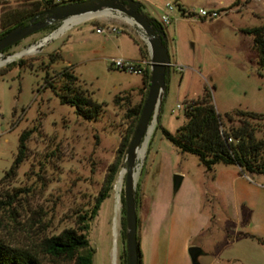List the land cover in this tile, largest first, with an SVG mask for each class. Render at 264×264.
<instances>
[{
  "label": "rangeland",
  "instance_id": "obj_1",
  "mask_svg": "<svg viewBox=\"0 0 264 264\" xmlns=\"http://www.w3.org/2000/svg\"><path fill=\"white\" fill-rule=\"evenodd\" d=\"M134 1L164 28L170 58L165 93L137 152V232L140 238L143 221L148 264H194L191 246L201 249L196 264H264V242L256 240L264 241V174L221 163L208 171L196 155L180 151L162 132L174 134L186 122L184 108L177 105L205 91L222 119L237 109L264 113V68L252 35L244 31L264 24V0H239L234 6L236 0H177L185 16L175 0ZM167 4L173 9L170 23L164 24ZM16 5L14 0L3 2L0 12ZM200 9L220 14L203 19ZM98 16L57 21L0 54V240L12 246L37 250L43 237L75 226L78 215L91 207L121 137L133 123L128 110L145 100L143 73L111 65L115 59H150L140 29L114 20L104 23ZM100 26L104 32L96 31ZM112 27L117 32H109ZM54 30L52 38L35 46ZM52 54L60 57L52 62ZM65 68L85 95L102 104L96 120H84L75 107L61 103V80L48 82ZM32 128L26 157L10 172L19 135ZM125 166L124 161L89 221L93 264H121ZM174 175L182 176L176 193ZM154 203L167 210L157 214L159 221L151 228ZM198 214L205 224L197 229ZM194 229L197 233L186 243Z\"/></svg>",
  "mask_w": 264,
  "mask_h": 264
},
{
  "label": "trees",
  "instance_id": "obj_2",
  "mask_svg": "<svg viewBox=\"0 0 264 264\" xmlns=\"http://www.w3.org/2000/svg\"><path fill=\"white\" fill-rule=\"evenodd\" d=\"M9 0H0V4ZM17 5L11 9H3L0 12V38L6 32L16 26L27 25L32 18H43L47 11L58 5L84 0H14ZM177 2V0H175ZM236 0L232 6L238 5ZM182 15H186L185 9L178 4ZM220 10H218L219 13ZM220 14V13H219ZM191 13L188 14L190 16ZM203 18V17H201ZM205 19V18H203ZM212 19V18H209ZM154 28L164 32L160 23L151 20ZM56 27H52L55 29ZM244 31L252 35L253 48L258 55V64L264 68V24ZM167 46V42L165 43ZM11 46L2 50L6 52ZM141 53L143 52L140 49ZM60 55L52 54L53 62ZM23 64V59H19ZM4 71L0 70V74ZM49 83L54 80L62 81L61 103L75 107L76 113L84 120H96L102 111V104L94 101L90 96L76 85L77 78L69 68L56 72L49 77ZM51 81V82H50ZM150 81V68L143 70V83L145 96L147 95ZM146 98V97H145ZM143 101L137 106L130 108L128 117L133 118V123L127 132L121 137L116 156L107 167L103 183L94 197L90 208L83 210L78 215L74 227H67L59 233L49 237H43L38 249L12 246L0 240V264H48L43 257L49 258L54 264H93L94 250L87 238L89 221L96 215L100 203L107 197L113 188L117 174L125 161V153L138 121ZM184 115L186 122L177 128L174 134L162 129L164 136L180 151L197 156L199 163L206 169L211 170L216 164L237 165L241 171L264 174V113L248 110H234L225 113L224 119L216 112L210 95L207 91L197 98L184 101ZM234 121L237 123L234 124ZM263 125V127H261ZM34 129H27L19 135L17 154L10 167V172L24 160L27 154V141ZM8 171V172H9ZM136 189V204L137 200ZM124 205V199L122 197ZM121 237L125 236V210H121ZM139 219L137 217V228ZM253 237V236H252ZM138 241V264H142V252ZM260 243L264 241L256 238ZM121 264H127L126 250L123 249Z\"/></svg>",
  "mask_w": 264,
  "mask_h": 264
},
{
  "label": "water",
  "instance_id": "obj_3",
  "mask_svg": "<svg viewBox=\"0 0 264 264\" xmlns=\"http://www.w3.org/2000/svg\"><path fill=\"white\" fill-rule=\"evenodd\" d=\"M107 13H117L119 16L136 25L142 31L150 58V81L147 95L125 153L126 166L123 190L126 227L125 250L127 264H138L137 210L135 196L137 187V160L140 156H138L137 152L143 146L151 125L150 122L153 121L159 109L163 92L165 93V78L170 66L168 49L165 45L167 42L165 33L160 29L154 28L151 20L141 13L139 2L134 0H84L55 6L47 11L49 15L47 19L36 21V18H32L27 25L12 28L0 38V54L5 48L12 46L34 32L52 25L57 21L63 24L67 19L72 17ZM56 30L45 36L35 46H42L53 37V33ZM21 54L22 52L18 55ZM181 181V175H174V193L177 192ZM188 253L192 262L196 264L201 249L197 246H191L188 248Z\"/></svg>",
  "mask_w": 264,
  "mask_h": 264
},
{
  "label": "built area",
  "instance_id": "obj_4",
  "mask_svg": "<svg viewBox=\"0 0 264 264\" xmlns=\"http://www.w3.org/2000/svg\"><path fill=\"white\" fill-rule=\"evenodd\" d=\"M166 7H167L166 8L167 10L165 11L164 14H162L161 21L164 24H169L170 23V19H171L170 13H171L173 7L170 4H167ZM198 15L200 17H203V18H212V19L219 17L218 10L208 11V10H205V9H200L199 12H198ZM125 20L128 21L127 19H125ZM128 22L132 26L134 25L130 21H128ZM96 31L101 33V32H104L105 29L100 26V27L96 28ZM108 31L111 32V33H115V32H117V28L112 27ZM140 32H141V34L143 36V33H142L141 30H140ZM111 65L113 67L119 69V70L131 72V73H135V74H142L143 70L145 69V66L149 65V61H147V62L146 61H140V62L132 63L129 60L115 59V60L111 61ZM182 107L184 108V104H183V106H182V104H178L177 105L178 109H180Z\"/></svg>",
  "mask_w": 264,
  "mask_h": 264
},
{
  "label": "crops",
  "instance_id": "obj_5",
  "mask_svg": "<svg viewBox=\"0 0 264 264\" xmlns=\"http://www.w3.org/2000/svg\"><path fill=\"white\" fill-rule=\"evenodd\" d=\"M97 18L101 19L102 21H104V23L105 22H112V20H114V21H118L120 23H125L128 27L132 26L128 21H126L123 17L119 16L117 13H113V14L112 13L111 14L107 13V14L100 15ZM142 61H146V60L142 59ZM220 178H219V181H218L219 183H221ZM165 209H166L165 207H162V206L158 205L157 203H154V206H153V209H152V212H151V216L153 215L154 219L151 218V220H150L151 225H152L151 228L153 226H156L155 224L159 221L158 218H157V214L160 211H161V213L165 212ZM197 217L199 219V221H198L199 224L197 225L198 226L197 229H198V228H201V226L205 224V218H204V216H201L200 214H198ZM140 225H141V228H140L141 233H140L139 246H140V249H141V252H142V264H148V260H147V257H146V248H145V244H144V240H145V235H146L147 229H146V225L143 223V221L141 222ZM197 229H194L193 232L192 231L188 232V234L186 235V243L189 242L188 238H190L191 236H194L197 233ZM154 231H156V230L154 229ZM156 234L157 233L155 232L154 235H156ZM185 264H189V262H185Z\"/></svg>",
  "mask_w": 264,
  "mask_h": 264
},
{
  "label": "bare ground",
  "instance_id": "obj_6",
  "mask_svg": "<svg viewBox=\"0 0 264 264\" xmlns=\"http://www.w3.org/2000/svg\"><path fill=\"white\" fill-rule=\"evenodd\" d=\"M70 19V18H69ZM56 32V31H55ZM34 50V47H32L31 49H29V50H27V52H32ZM4 61H1L0 60V64L1 63H3ZM149 131V130H148ZM119 182V181H118ZM121 182H122V177H121V180H120V183L119 184H121ZM119 189H120V185H119Z\"/></svg>",
  "mask_w": 264,
  "mask_h": 264
},
{
  "label": "flooded vegetation",
  "instance_id": "obj_7",
  "mask_svg": "<svg viewBox=\"0 0 264 264\" xmlns=\"http://www.w3.org/2000/svg\"><path fill=\"white\" fill-rule=\"evenodd\" d=\"M48 14H46L43 18L39 17L36 19V21H41V20H44V19H47L48 18Z\"/></svg>",
  "mask_w": 264,
  "mask_h": 264
}]
</instances>
